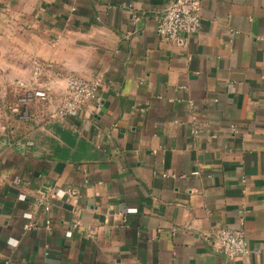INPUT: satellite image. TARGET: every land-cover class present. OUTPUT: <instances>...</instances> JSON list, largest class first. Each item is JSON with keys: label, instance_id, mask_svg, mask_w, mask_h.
<instances>
[{"label": "crops", "instance_id": "0c3cea01", "mask_svg": "<svg viewBox=\"0 0 264 264\" xmlns=\"http://www.w3.org/2000/svg\"><path fill=\"white\" fill-rule=\"evenodd\" d=\"M171 1L0 0V264H264V0H200L184 46ZM68 73L100 86L60 120Z\"/></svg>", "mask_w": 264, "mask_h": 264}, {"label": "built area", "instance_id": "2783aa9c", "mask_svg": "<svg viewBox=\"0 0 264 264\" xmlns=\"http://www.w3.org/2000/svg\"><path fill=\"white\" fill-rule=\"evenodd\" d=\"M200 0H172L161 12L156 19V33L167 42H171L177 46H184L186 39L182 34H195L200 28ZM44 66L36 63L32 72L34 79L38 80L41 76ZM20 88H26L24 82H19ZM99 80H86L85 78L75 74L68 73L64 79L63 97L53 112V117L63 120L69 117H76L85 107L87 102L97 98ZM35 95L44 97V93L36 91ZM26 97L21 98L25 101ZM193 133H197V128H193ZM199 171L192 172L193 175ZM66 195H75V191L71 188L66 190H54L53 196L64 197ZM24 195L20 194L19 199H23ZM37 203L41 204L45 211L49 210L50 203L46 195L37 198ZM133 210V209H130ZM30 217V213H24ZM49 220L46 224H49ZM79 223L76 222L74 227ZM65 235L70 237L72 231H66ZM214 245L217 251L225 257L232 258L235 256H246L250 254V248L245 235L244 226L238 228H221L215 234Z\"/></svg>", "mask_w": 264, "mask_h": 264}, {"label": "rangeland", "instance_id": "374dc122", "mask_svg": "<svg viewBox=\"0 0 264 264\" xmlns=\"http://www.w3.org/2000/svg\"><path fill=\"white\" fill-rule=\"evenodd\" d=\"M9 86L7 88V90L9 91ZM25 91V92H24ZM18 96H21V97H26L25 98V101L23 100H17V103H18V110H17V113L21 116H26L28 115V117H30V105L33 104V99H34V95L33 94H29L28 93V90L25 89V88H22L21 91L17 94ZM16 95V97H17ZM6 101L9 102L10 101V97L7 95L6 96ZM24 117H20V119L22 120H25Z\"/></svg>", "mask_w": 264, "mask_h": 264}]
</instances>
